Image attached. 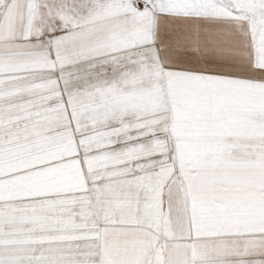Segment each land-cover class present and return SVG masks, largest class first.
Here are the masks:
<instances>
[{
	"label": "snow or ice",
	"instance_id": "obj_1",
	"mask_svg": "<svg viewBox=\"0 0 264 264\" xmlns=\"http://www.w3.org/2000/svg\"><path fill=\"white\" fill-rule=\"evenodd\" d=\"M0 264H264V0H0Z\"/></svg>",
	"mask_w": 264,
	"mask_h": 264
}]
</instances>
